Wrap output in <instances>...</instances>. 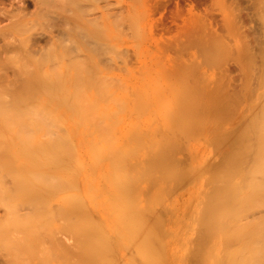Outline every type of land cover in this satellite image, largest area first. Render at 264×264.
<instances>
[{
    "label": "bare ground",
    "instance_id": "bare-ground-1",
    "mask_svg": "<svg viewBox=\"0 0 264 264\" xmlns=\"http://www.w3.org/2000/svg\"><path fill=\"white\" fill-rule=\"evenodd\" d=\"M75 1L76 0H0V35L1 37H3L2 38L3 42L0 45V65L8 59H12V58L15 59L13 61L15 63L14 68H11L10 70L7 69L5 72L0 74V137L6 139L4 145L0 146V244H2L0 247L2 250L6 252L7 257L9 258L8 264H10L11 262L13 264H264V228H263L264 225H262L264 224V222H261L259 220L260 222L258 221L259 222L258 223L256 220L255 223L257 225L256 228L260 225L263 226V227L260 226L259 228L262 229L261 230L259 229V231L257 232L256 230L258 228L255 229L254 232L252 231L254 229L253 226H255L254 224L251 225L253 229L251 228V226L245 225L248 226V228L252 229L251 230L252 232H249L250 230H248V228H245L244 226L240 227L238 225L239 223L234 221V218L237 220L239 219V216H242V214H243L242 217L245 218V220L249 218L247 217L246 219V216H250L249 214H251V217L253 216L252 214H254V216L255 214L256 215L260 214L259 217L261 218L262 215L264 214V201H263L264 200V134L260 133L262 130L264 132V129H262L264 127H261L260 124L261 122L258 123V126H260L262 130L255 136V138H257L258 141L255 142L253 140L251 141L253 143L249 144L250 142H246V140L243 139L244 138L242 136L243 131L242 134L240 135L241 137L238 135L242 140H245L243 142H246V145H243V143H241L240 148L239 147L238 148L239 150H241V152L244 150L243 153H240L238 150V155L236 156L234 155L235 156L234 157L232 153V156L236 160L239 159L240 157L243 158L242 159L240 158L241 160L240 159L237 160L238 163L236 162V160L233 159L235 164L229 158L225 162L229 166V167L227 166L228 169L230 168L234 169L232 168L234 167L232 163L235 166L238 165L237 167L240 168L242 164L244 165V163L248 161L246 157L249 158L252 157V159L250 160L255 161L254 163L255 165L254 166L252 165L254 169L249 170L250 173L247 172L248 168L246 166L250 167L251 163H248L250 165L248 164L245 165V167L247 168V169L245 168L246 173L245 172L241 174L238 173V171L240 170L239 168H238L239 170L235 168V170H237V173L234 172L235 174H237L236 176H238L239 174L240 175L244 174L245 175L244 180L246 179V177L249 176L246 179L247 182L246 180L245 181L243 180L242 176H241L242 177L241 182L240 179H238L239 182L238 180L231 181L230 177L232 175L230 173L232 170H230V173H223V172L221 173L220 171V174H223L222 176L217 174L218 172L217 171L216 172L217 175L214 174L213 177L211 178L214 179L212 181L214 185L218 188V190L215 191V194L213 193V195H211L213 197H211L209 194L210 196L209 199L211 198V200H213L210 201L211 203H209V199H206V201H204L206 204L209 203L207 204L208 206H206L205 203L203 204V202H201L203 205L200 206L199 199L198 201L196 200L198 203L197 205V203H195L194 197L192 196L193 195L192 191H190L187 194L185 193L179 194L178 196L175 197V195L177 194L176 191L173 194H171L170 191H168L173 188V187L170 188L173 179L176 178L175 179L176 182H179V184L176 183V185L180 186L181 188L182 186L180 185V182L181 184H183V182H188V180L192 175L189 174L190 172L185 173V175L182 174L181 171L184 172V170H180V168L183 167L182 166L183 164L180 162V165L182 167L181 166L179 167V162H178L177 164L178 166H176L175 164L176 160L174 158H171V161L174 162L175 167H177V170L176 168L175 171L173 168L171 171L168 170L169 173L173 172L170 175L168 171L165 170V168H167L165 166L168 164L166 163L168 160L166 158L165 153L168 151V149L170 151V148L172 146L173 148H175L174 145L175 146L176 144L178 145L177 141L175 140L176 137L177 139L180 137L179 138L180 140L181 138L183 139L182 142H186L185 136H187L188 134H187V130L184 128V125L185 127L187 126L186 127L187 129H189L188 127H191L192 124L191 126L190 125L188 126L186 122L187 120L184 121V119L182 120V124H181L180 120L184 118L187 114L183 117L184 114L183 111L181 112L180 108H177L179 109L177 111L183 114L182 115L180 114L181 117L178 116L179 113L177 114V116H175L174 114L175 117H178L179 119L178 122L180 123L176 122L178 119H175V117L171 115V117H173L175 120L172 119L171 120L172 122L170 123H173L175 125L173 124L167 125L166 122L168 118L164 119L166 120L165 124L167 125V127L165 125L164 126L162 125V127L165 128L166 131L168 127L171 128L173 125V127L170 129L172 134L171 135L168 134L173 138H171L167 134L165 136L163 135L165 138L163 136H159L162 135L163 133L159 134L157 137L155 135L156 133H154V135L156 136V140H157L156 141L154 135H151L153 133L150 132L151 134H149L147 131L150 129L149 128L150 126L146 125L147 121H149L147 120V117L144 116L147 121L145 120V118H144L145 121L141 120L140 115L138 117L139 112H136L138 111V106H139L137 102L138 100L129 101V102H134L133 104L136 107L135 106L133 107V104L130 105L128 103H125L126 102V101L124 102L125 99L121 102V99L123 98V97L120 98L121 95L115 96L116 98L115 97L112 98V96L115 94V92L113 93V89L115 88H113L111 91L112 88L110 86V84L112 85L111 82L109 84L111 88L106 87V85H104L103 83L102 87L105 86L106 88L105 89L103 87L105 89L104 91H101L103 90V88H101L100 86L101 90L99 89V87H96L97 92H95L96 91L95 88L94 89L92 88L95 91H91L90 89L87 92V94H85L86 96L83 95L85 89L81 88V86H78L79 84L76 85L75 81H78L80 79V81L82 80L83 82L81 84L84 85L85 81L83 80L92 76L93 74L91 72L94 71L95 73H97L95 69H92L93 71L90 72V69L92 67L91 66H90L91 68L89 67L86 60L84 62V59H81L84 56L81 54L83 48H80L78 46L67 48L68 51H70L71 53L74 52L75 54L73 53L61 54V55L45 54V56L44 54H39L47 50V47L49 45L48 43H50L53 40V38L61 39L64 37H74V36L85 38L90 35H94L93 33L102 34L106 36L109 35L110 37L113 33H115L112 30L110 24H108L109 27L107 28L104 22L100 23L101 21L99 15L94 13L86 17V20L88 22L86 24L88 28L86 25H80L79 22H76L75 21L76 18L74 17ZM135 1H137V5L139 4L143 9L151 13L159 9L160 6L163 7V5H161L163 3L161 0H135ZM165 1L167 0H164V2ZM168 1L170 2L172 1V4L174 5L176 4L175 6L177 7V9L174 12L171 11L172 12L171 15L173 16V19L180 17L182 18V20H185L183 19V12H182L184 6L183 7L181 6L182 4L181 2L183 1L180 0H168ZM173 1L175 3H173ZM190 1L192 2V0ZM195 1H198V3L200 2L201 4L204 3V1L205 2L211 1V5H218V6L229 4L230 9L236 11H242V10H251V7L247 5V3L248 2H249L248 4H250V2L254 3L255 0H195ZM244 1H246V4L244 3ZM164 4L166 5L167 3L165 2ZM210 9H212V7L207 6L201 9L198 7L197 4L191 3L187 8V14L195 15V13L197 12L196 10H203L204 13L208 15ZM251 11L247 13L248 17L252 16ZM109 13H108L109 17L115 15L113 13L111 15V12ZM117 16L118 15H115V17ZM42 19H44V21L47 23L49 22L50 19H54L53 20L54 23L50 21L48 25L52 23L54 25L56 24L55 31L50 33L49 31L48 33L46 32L48 35L45 33V31H41L43 30L42 28L44 27L43 25H41L42 24L41 21H43ZM162 19L164 18H161V21L164 22L165 19L164 20ZM239 19L241 20L240 16ZM163 22L162 24L160 23L158 24L159 27L161 28L162 31L169 33L171 31V29H169L170 27L168 28V26L164 25V23L166 22L164 23ZM211 23L209 22V25H211ZM54 25L51 26L53 27ZM227 26H232V25L228 23ZM176 28H177L176 30H178L181 27L179 25H176ZM119 30L120 29H117V32ZM91 32L93 33L91 34ZM121 32L122 31L118 32L119 33V35H117L118 37L120 36ZM221 37L224 38L225 36L218 35V33L213 35L210 38L209 46L212 48L214 45H217V43H219V45H222L220 43H223L224 39ZM74 40H75L74 41L75 45H78L76 39ZM87 41L89 43H95L94 46L92 47V49L95 52L104 51L103 45H101L103 43L101 40H100L101 42L99 41V38L97 40L88 39ZM171 41L173 42L174 40H170L169 44L171 43ZM21 45L25 54H23L22 48L20 49ZM19 50H21L22 53ZM262 55H264V53ZM91 58H93L92 60L94 61L95 56L93 55ZM134 59L136 58L133 57V60ZM96 60L98 61L99 59L96 58ZM124 61L122 60V63ZM249 62L250 61L248 60V64ZM127 63H125V65ZM120 65L122 64L120 63L119 66L117 65V67H120ZM253 66L255 65L253 64ZM120 69L121 68L119 69L117 68V71L119 72L123 71L122 69L121 70ZM86 71H88L87 74L90 72V75L89 76L87 75V77L85 75ZM260 71H262V69ZM128 72L129 74L131 73L130 71ZM126 74L128 73L126 72ZM133 74L134 72L131 73V77ZM263 74L264 73H262V75ZM83 75H85V77ZM128 75H126L127 78H129ZM92 77L89 78L90 81L91 79H93ZM95 77H97V79L99 78L97 75L94 76V78ZM95 79H93V81ZM137 79L138 78H135L134 80ZM86 81H88V83L90 82L89 80ZM104 82H106V80H104ZM135 85L133 86V88H135ZM128 86L125 87L131 88ZM227 86L229 88V85ZM138 87L139 86L137 85V88ZM218 87H217L218 92L214 90L213 92L224 94L225 92L221 91L222 87L221 88L219 87L220 90ZM107 88L109 89V91ZM170 88L175 89L174 85L171 86ZM181 88L185 90L184 86L180 87V89ZM228 88L226 89L228 90ZM239 88L237 90H239ZM249 88L251 90V87L248 86L247 91L249 90ZM73 89L75 90L73 91ZM174 89L173 91L177 92L178 95L181 96V94H183L182 98L184 99L182 100V98L179 97L181 101L178 100L180 106L187 105V107H189L188 104L193 103L191 102V99L192 101H195L194 103H196L197 95L194 94L196 91L194 92L192 91L193 90L192 87H191L192 90L190 88L188 89L192 91V94H194L193 96L191 92L188 93L189 91L187 90V87H186L187 95L185 94L186 96L184 95L185 91L184 92L181 91L182 89L181 90L179 89L181 94H179L178 92L179 90L176 91V89L178 88H176L175 90ZM233 89L232 90L229 89V90L232 92ZM126 90L127 93H125L126 91L124 90L125 92L123 91V94H126L128 96V94L130 93H128V89ZM135 90L131 92L130 97L133 96V99H136L137 96H138L137 99H139V97H142L139 96L142 93H137L138 95H136V92L139 90H136V92H134ZM142 90H146V89L142 88ZM227 90H225L226 93L229 92ZM146 91H142L144 92L143 93L144 95L145 93L147 94L149 92ZM154 91L157 92L156 90ZM240 91L242 94L240 93ZM240 91H238V94L241 95L247 94L245 93L246 90L244 91V89L243 92L242 90ZM253 91L254 90H252V92ZM105 92L106 93L109 92V94L108 93L107 94L108 96H110L108 97L110 99L106 98L107 94ZM162 92L164 91L161 90V93ZM252 92H249L248 94ZM103 93H105L106 95L104 94L105 95L104 96ZM151 93L149 92L148 95L153 96L154 93L153 92ZM234 93L232 94L236 95L237 98L238 94H236V92ZM263 93L264 91L262 92V94L261 93L260 94L263 95ZM157 94L153 96V99L151 97V100H154L156 98L155 100L158 103V98L161 99L162 95L160 96L159 94L158 95ZM102 95L103 98H106L108 101H112L113 103L108 101L105 103H100L101 100H104L102 99ZM148 95L147 97L150 99ZM176 95L174 94V97ZM188 95H189V99L190 97L191 99L185 101V98L187 99ZM209 95H211V92ZM218 95L216 94L215 96H217L218 98L220 96ZM82 96H84V98L87 97L86 98L87 100L82 99L83 98ZM248 96L252 98L250 95ZM96 97H99L101 100L99 99L100 101H97ZM192 97L194 98V100ZM205 97L206 96H204V98ZM244 97H246V95H244L243 98ZM71 98L72 99L75 98V100L70 102L72 100ZM142 98H144V96ZM225 98H226V94H225ZM238 98L243 100L241 96H238ZM238 98L237 99L232 98L233 102L230 98L231 101H229V103L227 104L233 106L238 102L240 103L241 100H239ZM253 98L255 99L254 94H253ZM260 98L262 99L263 97L260 96L259 99ZM226 99L221 98L223 102L224 100H226L227 102L228 98ZM116 100L117 101L119 100V102H117ZM235 100L236 103L234 104ZM156 101H154V103ZM168 103L165 104L168 105ZM254 104H255V100H254ZM162 105L163 108L165 107L167 108L165 109V113H167L166 111L170 109L171 104H169L170 106H165L164 103ZM220 105H221L220 103L217 104V106L219 107ZM224 105L226 107H229L226 104ZM257 105H259L260 108V104L257 103L256 106ZM221 107H223V105H221ZM234 107H232V109ZM172 108L173 107H171V111H170L171 113L173 112ZM217 108L216 110L219 109L222 110V111L219 110L220 111L219 113L224 112V110L226 111L227 109L226 108L223 110V108L222 109L221 108L217 109ZM256 108L257 109H255V111L258 110V107ZM148 109L149 108H147V110ZM183 109L185 112V108ZM189 109L192 110L194 109V107L191 106V108H188L186 111H188ZM163 112L161 114H163ZM174 112H176V108ZM257 112L259 111H256V113ZM254 113L252 111V117L255 115ZM259 113L261 119L262 116L261 112ZM221 115H222L221 117H223L224 114L221 113ZM159 121L161 122V120ZM173 121H175L177 124ZM198 121L200 122L201 120ZM260 121H263V118ZM174 126H176V129ZM260 127H255V129ZM155 129L157 130L156 126ZM173 129H175V131L177 130V132L178 131L180 132L177 134V132L175 131L173 132ZM256 132L258 131H255V133ZM175 133H176V137L174 136ZM185 133L187 135H185ZM180 134L185 135L184 136L185 138L181 137ZM166 137H170V139L169 138L167 139ZM157 138L159 139L160 142L158 141ZM238 138H236L235 136L234 140L237 139V141L239 140L242 141L241 139L238 140ZM172 139H174V141L176 142H174ZM250 140L251 139H249L248 141ZM171 141H173L174 143L172 142L173 143L172 144ZM232 141L233 140H231V143H233ZM169 143H171L172 146ZM231 143H228V145ZM234 144L235 142L233 143V145ZM241 145H243L244 148L241 147ZM235 146L236 147L239 146L238 143ZM177 147L175 148L176 150ZM179 147L181 148V145ZM173 148L171 149V151L173 150ZM157 153L159 155V159L156 158ZM67 154L73 155V157L71 158L72 161L68 166V169L70 170V175L68 177L59 174L56 177L44 178L43 182L38 181L36 179L37 181L36 183L35 181L31 183L29 181H25L24 179L15 180L13 182L12 187L6 188L4 182V179L6 177L8 178L11 177L14 180L17 176H21V175L25 176L28 173L33 174L34 170H36L35 171L36 176H42V174L45 173L43 172V169H47V170L52 169V171L57 167H61L60 169H63L64 160L65 158H67ZM168 154L171 156V154L173 153H168ZM243 154L245 155L243 156ZM229 157H231V155ZM172 159H174L175 161ZM250 160L249 162H251ZM174 164L172 163V165ZM229 164H231L232 166ZM169 165H171V163H169ZM200 166L202 167L203 165H199V167ZM199 167L197 166L198 169H201ZM217 169L219 170V168ZM224 169L228 170L226 168ZM247 173H249V175ZM187 174H189L188 175L189 178L186 180L184 179V177L186 178ZM198 174L200 175L199 172ZM232 177L234 178V176ZM179 178L180 179L183 178L184 180L182 179L183 181L182 180L177 181L179 180ZM175 180L173 183H175ZM210 184L212 187H214L211 182ZM62 185H67L68 189L65 191V194L59 197L57 201H55L54 203V198L56 194L60 192ZM59 187L60 189L57 193V189ZM245 188H247L249 190V191L247 190V192L250 193L247 196L245 194L246 192L244 193L245 196H243V192L246 191ZM216 193L218 194L219 197L217 196V198H214V196L217 195ZM260 195L263 196L261 204H260L261 200L255 202L254 199ZM245 197H246V201H245ZM247 197L250 199H247ZM242 198L245 201V202L243 201L244 204L242 203L243 200ZM252 199L254 200V203H256V206L250 207L252 206L251 203L249 204L250 206L246 208V205H248L246 203L248 201L253 202ZM256 200H258V198ZM215 204L217 205L220 204L218 205L219 207L222 205L220 207L221 209L219 208L220 211L217 209L218 207L217 208L213 207ZM231 204H233V207L231 206ZM229 205L231 206V208L229 207ZM212 207L216 210L215 213H213L214 211L212 210L214 209ZM224 207L229 208V210L226 209V212H224L222 210V209L225 210ZM231 209H233L238 213L234 214L235 212H233V210ZM211 211L213 214L212 215L213 219H217V221L213 220L214 223L217 222L215 225L212 222L211 219L212 216L209 215L211 214ZM244 211L245 212L248 211L249 212L248 215L244 214ZM68 213H70L71 217L73 216L75 219L78 220L75 223V229L77 231H75L76 245L74 246L76 250H74L75 249L74 248L73 249L74 251L62 246V243H64V241H66L67 239L57 238V236L51 233L52 225L56 222L58 216L65 217V215H67ZM206 214L208 215L209 220L211 221H208V218L207 220H205V218L207 217ZM214 214H216V218H214L215 217ZM231 214H232L230 218L231 221L229 222L230 219L228 217ZM188 216L189 217L193 216L194 218H192V220L193 222L195 221L194 222L195 225L194 227L193 226L191 227L192 232L190 233L187 231L188 228L186 229V226L187 227L189 226L188 222L186 223V217L189 218ZM242 217H240L241 221H242ZM202 218L204 219V221L202 220ZM227 219L228 222L226 223L225 221H227ZM222 220L223 221L225 220L224 222L228 224V226L229 223H233V222L237 223L235 225L238 226L239 232L237 231V228L233 223L232 228L234 229H230L231 232L227 230L225 235L222 232L223 234L222 235L220 232L221 231L220 227L222 228L223 226L221 225L225 224ZM249 220L252 219L249 218ZM253 220L252 222H254ZM243 223L240 224L243 225ZM226 224L225 227H227ZM217 227L220 230L219 232L221 235H219L217 231ZM239 228H242L243 230L245 228L246 231L248 230V234L251 235L254 234L251 237L252 240L249 239L250 242L248 241V239L247 240L245 239L246 236H241L240 234V233H245L246 231L244 230L243 232V230L241 229L242 230L241 231ZM234 230H236V232ZM248 234L246 235L247 237L250 238ZM220 239H223L227 246H224V248L223 246H218L219 243L223 244L222 242H224L222 240L221 242H219ZM206 240L208 242H206ZM245 240L249 242L248 244L249 247L247 245V242H245ZM227 241H229L230 243L228 244ZM231 242L235 243V247H236L235 249H233L234 243L231 244ZM238 242H240L239 245ZM244 243H246V245Z\"/></svg>",
    "mask_w": 264,
    "mask_h": 264
},
{
    "label": "rangeland",
    "instance_id": "rangeland-1",
    "mask_svg": "<svg viewBox=\"0 0 264 264\" xmlns=\"http://www.w3.org/2000/svg\"><path fill=\"white\" fill-rule=\"evenodd\" d=\"M161 1L163 2L161 4V5H163V7L160 6L161 8L159 7V9L155 10V12L151 13V12H148L147 10L143 9L139 4L137 5V1H135V0H76L75 5H74V17L76 18L75 19L76 22H79L80 25H86L87 26L86 23H88V22L86 20V17L92 13L97 14V15H99V18L101 21L100 23L104 22L106 24L107 28L109 27L108 24H110L112 30L115 32L112 34L113 36L111 35L112 37L111 36L109 37V35L106 36V35L91 32V34L93 33L94 35H90V36L85 37V38L84 37L82 38L79 36L64 37L61 39L53 38V40L50 43H48L49 45L47 47V50H45L44 52L39 53V54H44V56H45V54H55V55L56 54H59V55H61V54H72V53L75 54L74 52L71 53L70 51H68L67 48L74 47V46L75 47L78 46L80 48H83V51H81V54L84 56L81 59H84V62L86 60L89 67L90 66L92 67V68L90 67L91 69L89 68L90 72L93 71L92 69H95V71H97V73H95L94 71L91 73L93 75L95 73L94 76L97 75L100 78V79L99 78L97 79V77H95L96 78L95 79L94 76L92 75L93 77L90 76L89 78L92 77L95 80L93 81V79H91V81H90L89 78H86L85 80H83V81H85L84 85L81 84L83 82H82V80L80 81V79L78 81H75L76 85L79 84L78 86H81V88L85 89L83 92L84 93L83 95L86 96L85 94H87V92L90 89H91V91L96 90L95 92H97L96 87H99L100 90L103 87L105 88V86L102 87V85L104 83V85H106V87H110V86L112 87V88L110 87L111 91L113 88H115V89H113V93L115 92V94L113 96L111 95L112 98L115 96L121 95L120 98L123 97L121 99V102L125 99L124 102L126 101L125 103H128L130 105H132L134 102H129V101H132V100L137 101L138 100L137 102H138L139 106L137 105L138 111H136V112L140 113V114L138 113V117L140 115L141 120L145 121L146 120L145 117H147V120H149V121L146 120L147 121L146 125L150 126L149 128L151 130L149 129L147 131L149 134L153 133L151 135H154V133H156L155 135L158 137V135L161 133H163V134L159 135V136H163V135L165 136L166 134L167 135L172 134L170 129L175 124L170 123V122H172L171 120L174 119L173 117H171V115L174 116V114H175V116H177V114L179 113V111H177L179 109H177V108H180L181 112L183 111V113H184V114L182 113L183 117L187 114L184 118H182L180 120L181 124H182L183 119H184V121L187 120L186 122H187L188 126L189 125L191 126V124H192L191 127H188L189 129H187L186 128L187 126L185 127V125L183 124L184 128L187 130L188 135L186 133H185V135H187V136L181 135L182 133L180 135H181V137H184V136L186 137V138L184 137L186 139V142H182L183 139L181 138V140H180L179 136H178L179 138L177 139L176 133H175L174 136L176 137L175 140L177 141L178 145L176 144V146L174 145V147L176 148L178 146L177 150L175 148H173V146L171 145V143L174 141V139H172L173 141H171V143H169V144L172 146L170 148V151L172 148H173V150L170 152L168 149L169 152L166 150L167 152L165 154H166V158L168 161H171V158H174L176 160L175 161L174 159H172L176 162L175 163L176 166H178L177 165L178 162H179V167L181 166L180 162L183 164L182 165L183 167L181 166L182 168H180V170H184V172L181 171L182 174L185 175V173L190 172L189 174L192 176L190 177L188 182H183V184H181V182H180V185L182 186L181 188H180V186L176 185V183L179 184V182H176V180H175L176 178H174L173 182L175 180V183L172 182L171 187H170V188L173 187L172 188L173 190L169 188L170 190H168V191H170L171 194H173L176 191L177 194L175 195V197L178 196L179 194H184V193L187 194L190 191H192V193H193L192 196L194 197L195 203H197V201L199 199V204L201 206L205 203L204 201H206V199H209V197L211 195H213V193L215 194V191L218 190V188L214 185V183L212 181L214 179L211 178V177H213L214 174H216L217 171L219 172V173L217 172V174L222 176L223 174H220V171H221V173L222 172L223 173H230V170H232L230 174L232 176H234V178L231 175H229V176H231L230 180L231 181L232 180L237 181L238 179H240V182H241L242 181L241 178L243 177V180H244L245 175L244 174L240 175V174L246 171L245 168L246 167L248 168L247 172H249V173H250L249 170L254 169L253 166L255 165L254 164L255 161L250 160V159H252V157L250 155L249 156L251 158L246 157V159H248V161L246 163H244V165L243 164L241 165L242 169H241V167L240 168L237 167L238 165H236V166L234 165L235 164L234 160H236V159H234V157L236 155H238V150L240 148L241 143H243V145H246V142H250L249 144H252L253 142H251V141H253V140L255 142L258 141L257 138H255V136L262 129H264V128L261 129V127H264V125H262V124H264V116H263L264 115V113H263L264 112V110H263L264 102H262V101H264V96H263L264 93H263V95H261L262 92L264 91V74L262 75V73H264V71H263L264 70V55H262L264 53V0H255L254 3L250 2V4H248L249 3L248 2L247 5H249L251 7L252 11L251 10H242V11L232 10L229 8L230 7L229 4L218 6V5H211V1H206V2L204 1V3H202V4L199 2L200 3L199 4L198 1L192 0V2H191L190 0H187L188 3L181 2L183 4V5L181 4V6L182 7L184 6L182 9V12H183V19H185V20H182V18H180V17L173 19V16L171 15V13L177 9V7L175 6L176 4L174 5V4H172V1L170 2L167 0L165 2L168 5L167 4L165 5L164 0H161ZM133 2H134V4H133ZM201 2H203V1H201ZM173 3H175V2L173 1ZM191 3L197 4L198 7L201 9L204 7H207V6L212 7V9H210L208 15H206V13H204L203 10H196L197 12L195 13V15H188L187 14V8L189 7V5ZM244 3L246 4V1H244ZM31 9H32V7H31ZM51 9H53V8H51ZM249 11H251V14H252L251 17L247 16V13ZM109 12H111V15L113 13V14L118 15V16L115 17V15H112L111 17H109L110 16ZM108 13H109V16H108ZM239 16H240L242 21L239 19ZM113 17H115V18H113ZM161 18H164L165 19L164 22H166V23L161 21ZM44 19H47V18H44ZM44 19H42V20L44 21ZM164 19H162V20H164ZM53 20L54 19H50L49 22L51 21L54 23ZM43 21H41L42 22L41 25H43L44 27L43 28L41 27L43 29L41 31H45V33L46 32L48 33V31H49V33L55 31L56 24L54 25L52 23V24L48 25L49 22L47 23L44 21V23H43ZM162 22L164 23V25L168 26V28L170 27L169 29H171V31L169 33L162 31L161 28L159 27L158 24L159 23L162 24ZM209 22L210 23L212 22L211 25H209ZM228 23H230L232 26H227ZM51 25H54V26L52 27ZM176 25H179L181 28L176 30L177 29ZM50 26H51V28H50ZM87 28H88V26H87ZM117 29H120L119 31H122L120 33L119 37L117 36V35H119V33H118L119 31L117 32ZM116 33H118V34H116ZM216 33H218V35L225 36L224 38L221 37L224 39V41H223V43H220L222 45H219V43H217V45H214L211 48L209 46V44H210L209 41H210V38L213 35H215ZM2 38L3 37H1V35H0V45L3 42ZM98 38H99V41L101 40L103 43V44L100 43L101 45H103V49H104L103 52H95L92 49V47L94 46L95 43H89L87 41L88 39L97 40ZM74 39H76V41L78 42V45H75ZM170 40H174V41L173 42L171 41V43L169 44ZM21 48H22V45H21L20 49ZM24 50H25V47H24ZM19 51L21 52V50H19ZM245 51L247 54L245 53ZM22 52H23V54H25L23 51V48H22ZM28 53H30V52H28ZM249 53H250V55H249ZM32 54H33V52H32ZM93 55L95 56V59H94L95 62L92 60L93 58H91ZM246 56L247 57L249 56L248 58H250V59H248ZM131 57H132V59H131ZM133 57L136 59L133 60ZM96 58L99 59L98 61L100 63L96 60ZM251 58H252V60L253 59L254 60L252 61ZM14 60H15L14 58L8 59L6 61L4 60L5 62L1 64L2 66L0 65V74L5 72L7 69L10 70L11 68H14V64H15L13 62ZM122 60L123 61L126 60V61H124L122 63ZM248 60L250 61L249 64L251 63L250 64L251 66L248 64ZM245 62H247V63H245ZM120 63L122 65H120V67H117V65L119 66ZM125 63H127V64L125 65ZM252 63L255 66H253ZM255 63H257V64H255ZM3 64H5V65H3ZM261 66H262V68H261ZM123 67H125V68H123ZM117 68L118 69L121 68L123 71L119 72V71H117ZM248 68H250L251 70ZM261 69H262V71H260ZM110 70L112 73L110 72ZM128 71H130L131 73L134 72V74L132 75V77L134 76L133 79L131 77V73L129 74ZM87 72L88 71H86V74L84 73L86 75V77H87V75L88 76L90 75V72L88 74H87ZM126 72L129 75L126 74ZM260 72H262V73H260ZM117 74H119V75H117ZM121 74L123 77L121 76ZM137 74H138V76H137ZM259 74H261L263 77ZM85 75H83V76L85 77ZM126 75H128L129 78H127ZM103 76H105L106 78ZM125 76H126V78H125ZM102 77L104 78V80H106L107 84H106V82H104ZM123 78H125V79H123ZM135 78H138L137 80H139V81L134 80ZM86 80H89L90 82L88 83V81H86ZM79 81H80V83H79ZM125 81H126V84H125ZM110 82L112 83V85L110 84ZM133 83H134V85L136 84L135 88H136V90H139V91H141L143 88V89H146L147 91H149L150 93L151 92L154 93L155 92L154 90H156L157 92H155L153 94V96H155V94L158 93L160 96L162 95L161 99L158 98V103L155 100L156 98L154 100H151V97L153 99V96H151L152 93L149 96L148 95L149 92L147 94L145 93V95H146V97L148 95L150 97V99L148 97L146 98L145 95L143 94L144 92H142V91H146V90H142L141 92H139V91L136 92L135 88H133V86H134ZM109 84H110V86H109ZM76 85H74V86H76ZM137 85L139 86L138 88H137ZM173 85H174L175 89L178 88V89H176V91L179 90L180 87L184 86L185 90H183V88H181L182 90L180 89L183 92L185 91L184 95L185 94L187 95V93H186L187 90L189 91L188 93L191 92V94H192V91L193 92L196 91L194 93L197 95L196 103H194L195 101H192V99L190 97L191 102H193L190 104L192 107H194V109H192V110L189 109L188 111H186L188 108H191L190 104H188L189 102L186 103V104H188L189 107H187V105L186 106H184V105L180 106V104L178 103L179 102L178 100L181 101V99H179V97L182 98L183 94H181L180 90L178 92H179V94H181V96L178 95L177 92L173 91L174 88L173 89L170 88ZM227 85H229V88ZM83 86L86 88H84ZM100 86H101V88H100ZM125 86L131 87V88H126ZM218 86L220 88L221 87L223 88V90L221 88V91L225 92L224 94L223 93L219 94V93L213 92V90L218 92V90H217ZM248 86L251 87V90L249 88V90L247 91ZM186 87H187V90H186ZM191 87L193 90L191 89ZM254 87L257 89V91ZM92 88L93 89L95 88V90H93ZM104 88L101 91H104L106 89V88L105 89ZM168 88L171 90H169ZM188 88H190L192 91H190ZM220 88H219V90H220ZM226 88H228V90ZM238 88H239V90H237ZM126 89H128V93H130V94H128L129 97L126 94H123L124 90L126 91V92L125 91L124 92L127 93ZM151 89H153V90H151ZM198 89H199V91H198ZM229 89L230 90L233 89V91L236 92V94H238V91H240V90H242V92H243V89H244V91L246 90L245 93H247V94H244V93L243 94L246 95V97L243 98L244 95H241L242 93L240 91L241 94H238V96H241L243 98V100L239 99L237 96V98L239 100H241V102L240 103L238 102L239 104L238 103L235 104L236 103V100H235L234 101L235 105H233V106L228 105L227 103H229V101H231L232 98L237 99L236 95H234L235 93L233 91L231 92ZM74 90L75 89H73V91ZM133 90H135L134 92H136V95H138L137 93H142L139 96H142V97L144 96L145 99L142 97H139V99H137L138 96L136 97V99H133V96L130 97L131 92ZM161 90H163L164 92L161 93ZM225 90H227L229 92L226 93ZM252 90H254V91L252 92ZM108 91H109V89H108ZM221 91H219V92H221ZM210 92H211V95H209ZM249 92H252L255 95V99L253 98L252 93L248 94ZM258 92H259V94L260 93L261 94L259 95ZM105 93H103V95ZM107 93L109 94V92H107ZM232 93H234V94H232ZM108 94L106 95V98L110 97V96H108ZM165 94H166V96H165ZM174 94L175 95L177 94L178 96L176 95L174 97ZM194 94H192V96ZM212 94H215V95L219 94L220 96L218 95L219 97L217 98V96L212 95ZM222 94H223V97H222ZM225 94H226V98H228L227 102H226L227 99L225 98ZM103 95H102V99H104L105 101L101 100L99 97H96L97 101H100V100L103 101V102L100 101V103H105L108 101L106 98H103ZM248 95H250L252 98H250ZM258 95H259V97L261 96L263 98L259 99ZM84 96H82L83 97L82 99L85 100L87 97L84 98ZM195 96H194V98H195ZM201 96H203V97H201ZM204 96H206V97L204 98ZM213 96H214V99H213ZM187 97L188 98L187 99L185 98V101H188L189 95ZM194 98H193V100H194ZM201 98H202V100H201ZM221 98L226 99V100H224L225 103L223 102V100H221ZM230 98H231V100H230ZM108 99H110V98H108ZM118 99H119V97H118ZM183 99L184 98H182V100ZM217 99L220 101H218ZM73 100H75V98H73L70 102H72ZM149 100H151V101H149ZM164 100H165V102H164ZM216 100L221 105H223V107H221V105H220V107L217 106V104H219V103H217ZM254 100H255V104H254ZM154 101H156V102L154 103ZM221 101L223 104L221 103ZM108 102H112V101H108ZM117 102H119V100ZM232 102H233V100H232ZM256 102L258 104H260V108H259V105L256 106V104H257ZM161 103L162 104L164 103L165 106H170L169 104H171L170 109H168L166 111L167 113H165V109H167V108L166 107L163 108L162 107L163 105ZM165 103H168V105ZM180 103H182V102H180ZM215 103H217V104H215ZM241 103H243V104H241ZM152 104H153V106H152ZM183 104H185V103H183ZM224 104H226L229 107H226ZM144 105H146V106H144ZM160 105H161V107H160ZM134 106L135 105L133 104V107ZM198 106H199V108H198ZM171 107H173L172 113L170 112ZM182 107L185 108V112H184V109ZM217 107H219L221 109L223 108V110L227 108L226 111L224 110V112H221L224 114L223 117H221L222 115H221V113H219L222 110H220ZM232 107H234L235 109L234 108L232 109ZM252 107H253V109H252ZM256 107H258V110H256V111L261 112V115H262L261 119H260V113L259 112L256 113V111H255V109H257ZM147 108H149V109L147 110ZM175 108H176V112H174ZM216 108L219 109L220 111L216 110ZM259 109H261V110H259ZM262 110H263V112H262ZM237 111H238V113H237ZM252 111H253V113L255 111V113H254L255 115L253 114L255 117L254 116L252 117ZM162 112H163V114H161ZM197 113L200 116H198ZM231 113L233 114V116ZM180 114L181 113L178 114L179 117H181V115H182V114L181 115ZM163 115L165 118L163 117ZM167 115L168 116L170 115V116L168 117ZM188 115H189V117H188ZM250 115H251L252 121H251ZM256 115L257 116L259 115V116L257 117ZM69 116H72V115H69ZM195 117H197V118H195ZM144 118H145V120H144ZM186 118H188L189 120ZM262 118H263V121H260V120H262ZM164 119H167V122L169 119L170 120L167 123L166 120H164ZM175 119H178V117H175ZM151 120H152V123H151ZM159 120H161V122ZM198 120H201V121L199 122ZM215 120H217L218 122ZM178 121H179V119L176 122H178ZM149 122H150V124H149ZM163 122H164V124H163ZM165 122L167 125L173 124L171 128L168 127V129H167L168 132L166 131L165 128L162 127V125L163 126L165 125L167 127ZM173 122H175V121H173ZM186 122H185V124H186ZM259 122H261L260 123L261 127L258 126ZM178 123H180V122H178ZM256 123H257V125H256ZM155 126L157 127V130L155 129ZM174 127L176 129V126H174ZM255 127H260V128L255 129ZM152 128H154V129H152ZM175 129H173V132L175 131ZM258 129H260V130H258ZM242 131H243L242 136L244 137L243 139H245L246 142H243L245 140H242L240 138ZM255 131H258V132L255 133ZM175 132H177V130ZM179 132L180 131H178L177 134ZM244 132H246V133H244ZM260 133L264 134L263 130ZM155 135H154V137L156 140ZM170 135H168V136H170ZM235 136H236V138L239 137L238 140L241 139L242 141H240V140L237 141V139H235L236 140L235 141L234 140ZM170 137H166V138L170 139ZM171 138H173V137H171ZM159 139H160V137H159ZM159 139H158V141H159ZM249 139H251V140L248 141ZM5 140L6 139H4L3 137H0V146L4 145ZM178 140H180V141H178ZM231 140H233L232 141L233 143L235 142L234 145H233V143H231ZM166 141H168V140H166ZM176 141H174V142H176ZM223 141H226V142H223ZM236 142L239 145L237 147L235 146V145H237ZM184 143H185V145H184ZM228 143H231V144L228 145ZM170 145H169V147H170ZM180 145H181V148L179 147ZM243 145H241V147L244 148ZM185 146H187V147H185ZM169 147H167V148H169ZM178 148H180V149H178ZM243 148H241V149H243ZM181 149H183V150H181ZM185 149H187V150H185ZM243 151L241 152V150H239L240 153H243ZM245 151H247V150H245ZM234 152H235V154H234ZM168 153H173V154L175 153V154L174 155L171 154V156H170ZM232 153H233V156L235 155L234 157L232 156ZM240 153H239V156H240ZM245 153H247V152H245ZM227 155H228V157H227ZM230 155L232 158L229 157ZM244 155L245 154H243V156ZM156 156L155 157L159 159L158 153ZM72 157H73L72 154H67V158H65V160H64L63 169H60L61 167H57L53 171H52V169H50V170L43 169V172H45V173L42 174V176H36V173H35L36 170H34L33 174L28 173L25 176L24 175L17 176L14 180L11 177H9V178L6 177L4 179L5 186H6V188L12 187L13 182L15 180H21V179H24L25 181H29L31 183H33L35 181V183H36L37 182L36 179L38 181L43 182L44 178L56 177L59 174L64 175L65 177H68L70 175V170L68 169V166L70 165V163L72 161L71 160ZM181 157H183V158H181ZM228 158L230 160H232V162L234 163V164L232 163V165L234 166L232 168H234V169H231V168L228 169L229 166H228V164L225 163L226 160H228ZM239 159H237V160H239ZM237 160H236V162H237ZM249 160L251 162H249ZM155 161H156V159H155ZM168 161L166 162V163H168L167 164L168 166L166 165L165 167H167V168L169 166L170 167L168 169L165 168V170L171 171L172 168L174 169V171H175V168L177 170V167H175L174 162L173 161L168 162ZM227 162H229V161H227ZM157 163H158V161H157ZM169 163H171V165H169ZM172 163L174 165H172ZM248 163H251V165ZM246 164L250 165V167H252V168H250L248 166L245 167ZM199 165H203L204 167L203 166L199 167ZM229 165H231V164H229ZM171 166H173V167H171ZM197 166L201 169H198ZM217 168H219V170ZM224 168H226L228 170H225ZM235 168L240 169V170L238 169L240 171V172L238 171V173H240L238 176H236L237 174L234 173V172L237 173V170H235ZM243 169H244V171H243ZM224 170H225V172H224ZM241 170H242V172H241ZM178 171H179V169H178ZM226 171H228V172H226ZM198 172L200 173V175L198 174ZM168 173H169V171H168ZM171 173H173V172H170L169 174L171 175ZM193 173H194V175H193ZM232 173L235 175H233ZM249 173H247V174L249 175ZM179 174H180V172H179ZM189 174H187L186 178L184 177V179L187 180L189 178L188 177ZM199 177H201V178H199ZM248 177H246V179ZM182 179L183 178H181V179L179 178V180H177V181H181ZM204 181H206V182H204ZM207 181H209V182H207ZM210 182L213 184L214 187L211 186ZM238 182H239V180H238ZM246 182H247V180H246ZM232 183H229V184H232ZM226 184H228V183H226ZM208 186H210L211 188ZM200 187H202V188H200ZM175 188H177V189H175ZM59 189H60V187L57 189V193H58ZM67 189H68L67 185H62L60 192L58 194H56V196L54 198V203H55V201H57V199L59 197H61L65 194V191ZM245 189H246V191H244ZM245 189L243 190L244 191L243 196H245V194H246V196L248 194H250L247 192L248 189L247 188H245ZM218 193H219V191H218ZM209 194H210V196H209ZM217 196H218V194L215 195L214 198H217ZM260 196H257L258 200H256L257 198H254V199H255V202L261 200L260 201V204H261L263 196L262 195H260ZM211 197H213V196H211ZM247 199H250V198L247 197ZM210 201H213V200H211V198H210L209 203H211ZM243 201H244V199L242 200V203L244 204V202L246 201V197H245V201L244 202ZM201 202H203V204ZM248 202L246 203V204H248V205H246V208H248V206H250L249 204H251V203H252V206H250V207L256 206V203H254V200H253V202L252 201L251 202L248 201ZM209 203H207V204H209ZM207 204L205 203L206 206H208ZM197 205H198V203H197ZM218 205H220V204H218ZM218 205L215 204L213 207L214 208L218 207L217 209L220 211V209H221L220 207L222 205L220 207ZM234 205H237V204H234ZM231 206L233 207V204H231ZM231 206L229 205L230 208H231ZM226 207H228V206H226ZM244 207H245V205H244ZM226 209L229 210V208H225V210L224 209H222V210L224 212H226ZM222 210H221V212H222ZM231 210H233V209H231ZM212 211H214L213 213H215L216 210L214 209ZM212 211H211V214H209L211 216L213 215ZM219 211H218V213H219ZM233 212H235L234 214L238 213L234 210H233ZM249 212H250V210H249ZM249 212L244 211V214L248 215ZM216 214H214L215 215L214 218H216ZM224 215H225V213H224ZM249 215L250 216H246V219H247V217H249L252 220L254 219L253 220L254 222H252V220H249V218L247 220H245V218L242 217L243 214H242V216H239V219H240V217H242V221L240 219V222H239V219L236 220L235 218H234V221L239 223L238 225L240 227L244 226L245 228H248V226H245V225L251 226L254 224L255 225V226H253L254 229L251 226V228L253 230L251 228H248V230H250L249 232H252V231L254 232V230L257 228L258 229L256 230V232L259 231V229H260L259 227L260 226L263 227L262 225H264V224L260 225L261 224L260 223L259 224L260 226H258L256 228L257 225L255 223H256V220H257V222L259 220L261 222H264V218H263L264 214L263 215L261 214L262 218L259 217L260 214L259 215L255 214V216H254V214H252L253 215L252 217H254V218L251 217V214H249ZM206 216L207 217L205 218V220H207V218H208V221H211V220H209V217L207 214H206ZM231 216H232V214L229 215V217L228 216L227 217L230 219ZM192 218H194V217L193 216L192 217L190 216L189 218L186 217V223L188 222V224H189L188 227L186 226V229L188 228L187 231L189 233L192 232L191 227L192 226L194 227V225H195V223H194L195 221L193 222ZM203 218H202V220L204 221ZM198 219H199V217H198ZM211 219H212V222H213V220L217 221V219H213V216ZM76 221H78V220L75 219L73 216L71 217L70 213H68L67 215H65V217L58 216L56 222L52 225V228H51L52 229L51 233H53L55 236H57V238L67 239L66 241H64V243H62V246L66 247L67 249L69 248L72 251L76 250V248L74 246V245H76V235H75L76 234L75 231H77L75 229ZM230 221H231V219L229 220V222ZM250 221H251V223H250ZM223 222H222V224H223ZM225 222L227 223L228 219ZM235 222H233L234 225L237 224ZM243 222H245V223H243ZM216 223H214V225ZM233 223H229V226H228V224H226L227 227H225V224L224 225L220 224L221 226H223L225 228L222 227L223 228L222 229L220 227V229H221V231H220L217 227V231H218L219 235H221L222 232L225 235L227 230L230 231V229H234V228H232ZM240 223L241 224L243 223V225H241ZM230 224H231V227H230ZM196 225H197V223H196ZM235 227L237 228V231L239 232L238 226L235 225ZM245 228H244V230L246 231ZM239 229L241 230L242 228H239ZM244 230H243V232H244ZM248 230L245 232L246 234H248ZM219 231L221 232V234ZM234 231L236 232V230H234ZM234 231H233V233H234ZM245 233H240V234H241V236H246L245 239L246 240L248 239V241L250 242L249 239H251V237L254 234H252V235L248 234L250 236V238H249V237H247V235ZM221 240L224 241L223 239H220L219 242H221ZM246 240H245V242H247V245H248L249 242ZM231 241H233V240H231ZM206 242H208V241L206 240ZM227 242H228V244L230 243L229 241H227ZM222 243L225 244V241ZM232 243H234V242H231V244ZM239 243L240 242H238V245H239ZM252 243H254V242H252ZM223 244L219 243L218 246H223V248H224V246H227L226 244L225 245H223ZM244 244L246 245V243H244ZM244 244H243V246H244ZM1 245L2 244H0V246ZM233 247H232L233 249L236 248L235 243H234ZM248 247H249V245H248ZM228 248H231V247H228ZM8 259L9 258L7 257L6 252L4 250H2L0 247V264H8ZM10 264H13V263L11 262Z\"/></svg>",
    "mask_w": 264,
    "mask_h": 264
},
{
    "label": "flooded vegetation",
    "instance_id": "flooded-vegetation-1",
    "mask_svg": "<svg viewBox=\"0 0 264 264\" xmlns=\"http://www.w3.org/2000/svg\"><path fill=\"white\" fill-rule=\"evenodd\" d=\"M180 1H183L184 3H188L187 0H185V1L184 0H180Z\"/></svg>",
    "mask_w": 264,
    "mask_h": 264
}]
</instances>
